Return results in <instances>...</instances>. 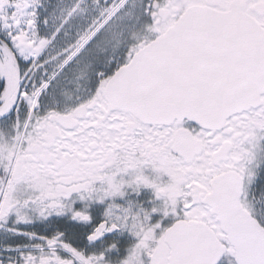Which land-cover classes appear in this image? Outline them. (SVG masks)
I'll list each match as a JSON object with an SVG mask.
<instances>
[{
    "label": "snow or ice",
    "instance_id": "1",
    "mask_svg": "<svg viewBox=\"0 0 264 264\" xmlns=\"http://www.w3.org/2000/svg\"><path fill=\"white\" fill-rule=\"evenodd\" d=\"M0 264H264V0H0Z\"/></svg>",
    "mask_w": 264,
    "mask_h": 264
}]
</instances>
